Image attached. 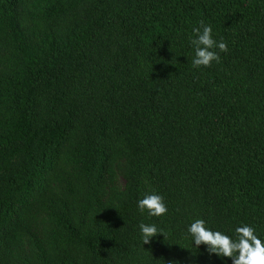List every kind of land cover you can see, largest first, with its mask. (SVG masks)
<instances>
[{
  "label": "trees",
  "instance_id": "obj_1",
  "mask_svg": "<svg viewBox=\"0 0 264 264\" xmlns=\"http://www.w3.org/2000/svg\"><path fill=\"white\" fill-rule=\"evenodd\" d=\"M195 219L264 240V0H0V264H231Z\"/></svg>",
  "mask_w": 264,
  "mask_h": 264
},
{
  "label": "clouds",
  "instance_id": "obj_2",
  "mask_svg": "<svg viewBox=\"0 0 264 264\" xmlns=\"http://www.w3.org/2000/svg\"><path fill=\"white\" fill-rule=\"evenodd\" d=\"M191 46L194 68L211 67L213 62H220V52L227 51L226 42L217 40L213 34V27L201 22L200 27L193 29ZM141 213L149 217H161L167 214L168 206L163 195L154 190L146 191L143 198L137 202ZM139 231L143 244L150 242L157 234H164V230L155 223L139 224ZM187 233L196 248L206 245L211 254L221 258H231V264H264V240L257 234L256 229L247 224L235 228V235H229L220 230H213L204 219H195L187 226Z\"/></svg>",
  "mask_w": 264,
  "mask_h": 264
}]
</instances>
